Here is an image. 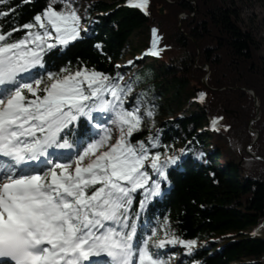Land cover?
Masks as SVG:
<instances>
[{"label": "trees", "instance_id": "obj_1", "mask_svg": "<svg viewBox=\"0 0 264 264\" xmlns=\"http://www.w3.org/2000/svg\"><path fill=\"white\" fill-rule=\"evenodd\" d=\"M48 2L9 0L15 11L0 19V24L7 30L32 22ZM4 10L0 5V11ZM96 12L100 15L86 32L81 19L77 40L45 54L44 69L87 67L111 76L123 74L121 83L132 88L125 107L131 109L136 98L143 97L141 113L148 109L154 113L130 138L132 143L157 137L159 147L152 150L161 151L162 159L165 151L171 155L179 144L185 150L177 164L168 167L161 195L149 200L140 213L137 232L150 234L156 227L154 239L163 238L160 226L167 221L180 239L197 241L191 253L179 245L180 256L173 245L160 249L166 261L264 264V39L256 37L224 0H150L147 15L127 0H96L87 13L94 16ZM154 28L160 37V54L136 59V52L150 49ZM23 35L21 30L12 38ZM127 55L134 64L117 68V61ZM206 65L209 72L203 68ZM39 71L43 75L44 70ZM258 108L260 118L256 119ZM93 117L112 119L110 113H93ZM217 118L218 131L212 123ZM90 124L81 117L70 139L90 129ZM250 127L260 133L256 142ZM221 133L236 158L217 139ZM150 175L157 179L155 173ZM141 199L143 192L137 191L133 214L139 211ZM202 241L208 242L201 247Z\"/></svg>", "mask_w": 264, "mask_h": 264}, {"label": "snow or ice", "instance_id": "obj_2", "mask_svg": "<svg viewBox=\"0 0 264 264\" xmlns=\"http://www.w3.org/2000/svg\"><path fill=\"white\" fill-rule=\"evenodd\" d=\"M149 2L127 0L146 15ZM0 5L7 9L0 19L15 11L9 0ZM81 30L70 0H49L32 22L7 30L0 24V264H167L153 249L182 245L191 253L197 241L180 239L167 221L160 226L163 238L154 239V227L137 240V222L147 202L161 195L167 169L180 155L165 151L162 159L152 150L159 147L155 136L132 143L154 113H141L143 97L125 107L132 88L121 83L123 74L44 69L45 54L77 40ZM152 34L147 54L158 56L160 37L155 28ZM93 113L111 114L114 141L113 128ZM81 117L99 132L89 134L90 128L70 139ZM219 119L212 122L217 131ZM74 148L61 159L58 150ZM137 191L143 199L133 214Z\"/></svg>", "mask_w": 264, "mask_h": 264}, {"label": "rangeland", "instance_id": "obj_3", "mask_svg": "<svg viewBox=\"0 0 264 264\" xmlns=\"http://www.w3.org/2000/svg\"><path fill=\"white\" fill-rule=\"evenodd\" d=\"M96 1V0H70L71 2V6L74 7L77 11V13L81 16V19H83L85 22L82 25L83 30H88L92 20L96 17L99 16L100 13L96 12L94 14V16H90L87 13V9L88 7H90L92 5V3ZM103 1H108V2H112L114 0H103ZM225 4L233 9H236L242 19L244 24L247 26V28L249 30H251L254 35L260 39H264V0H224ZM58 8L60 7L59 4L56 5ZM86 32V31H85ZM148 52H140V50L138 52H136V59L140 58V59H145V56ZM131 55H127L126 57H122L120 58L117 62L118 65L120 66L119 69H127L128 67V61H130ZM154 116H152L150 119H153ZM100 119V118H98ZM149 118L145 117L144 121H148ZM105 122V126L106 127H112L113 128V141L115 140V137L117 136V131L115 129V127L112 125V123L110 121H104ZM93 123V122H92ZM92 126V124H90V127ZM96 132H99L98 129H95L94 127H91V134H94ZM255 134V133H254ZM217 139L224 145L228 146V153L233 157L236 158V156L234 155V152L231 149L230 146V142L228 140V138L223 134H219ZM183 149L182 145L179 144V146L173 151L171 152L172 154H178L180 155V150ZM69 151V150H67ZM75 152V148L71 150V153ZM172 233H174L173 228H170ZM250 234H252V232H249ZM141 237L138 240H143L145 239L149 234L147 233V231H143L142 234H140ZM208 241H202L200 242L199 246H203L205 244H207ZM174 247H176V252L178 254V256H180L182 253L178 250V246L179 245H173ZM154 252H160V249H153ZM179 263V259L176 258L175 260H171L168 259L167 260V264H178Z\"/></svg>", "mask_w": 264, "mask_h": 264}, {"label": "water", "instance_id": "obj_4", "mask_svg": "<svg viewBox=\"0 0 264 264\" xmlns=\"http://www.w3.org/2000/svg\"><path fill=\"white\" fill-rule=\"evenodd\" d=\"M203 68H206V69L208 70V72L210 71V67H209L208 65L204 66ZM203 82H204L205 84H207V76L204 77ZM249 91H250V93L254 96V98H255V100H256V105H257V107H259L258 97H257L255 91L252 90V89H250ZM257 112H258V117H257L256 119H259V118H260V110H259V108L257 109ZM250 129H251L252 131H254V133H255V140H254V142H256V141L259 139L260 133H259L258 130L254 129L253 127H250Z\"/></svg>", "mask_w": 264, "mask_h": 264}]
</instances>
